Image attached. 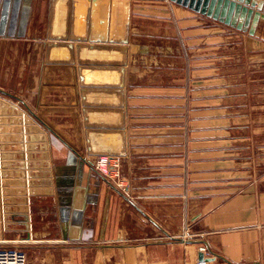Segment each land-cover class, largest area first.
Here are the masks:
<instances>
[{
	"label": "crops",
	"instance_id": "crops-1",
	"mask_svg": "<svg viewBox=\"0 0 264 264\" xmlns=\"http://www.w3.org/2000/svg\"><path fill=\"white\" fill-rule=\"evenodd\" d=\"M129 1L124 105L120 107L123 96L106 87L110 81L103 70L89 72L97 89L91 107L95 111L87 119L93 125L114 126L125 119L127 154L120 157L130 179L124 192L106 183L91 162L79 157L78 154L93 157L87 152L86 136L83 153L78 141L65 135L68 131L62 134L51 127L57 123L49 120L42 108L53 94V112L62 115L65 125L76 123L73 114L79 100L70 103L68 99L81 90L77 53L76 64H47V43L64 40L51 39V29L54 34L74 29L90 35L92 29H103L101 17L105 15L108 33L114 16L115 34L120 36L126 6H102L95 20L90 7L85 20L82 11L78 12L83 8L80 5L73 22V6L65 0H0V96L21 109L32 106L34 115H40L38 118L49 128L57 129L51 137L56 146L61 145L60 149L52 148L50 138L44 136L48 159L43 150H35L31 152L36 157L34 164L29 166L26 159L27 167L21 169L24 176L16 175L20 169H6L11 175L0 179V246L10 247L20 237L43 243L40 264H193L190 260L194 254L198 262L201 253L205 262L198 264H264V162L258 167L239 165L230 179L217 173L214 180L207 181L195 171L196 177L191 178L189 118L183 112L174 113L175 108L186 110L191 103L189 86L194 73L188 61L193 40L199 46L206 40H224L229 33L230 40L240 36L247 44L258 45L264 44V37L242 32L177 0ZM65 40L71 43V39ZM83 57L86 62L95 63L87 64L89 67L101 68L123 58L103 50L88 51ZM175 57L187 64L178 67ZM163 60L169 61L164 68ZM160 74L170 79L159 81L156 77ZM74 80L77 87L73 90ZM8 105L2 104L6 112ZM67 112L70 116L65 117ZM78 117L81 119V113ZM241 121L244 125H261L255 134L235 137L237 141H253L251 147L257 143L249 150H256L255 154L263 160L264 118ZM92 129L102 132L99 138L91 136L93 146L111 150L121 147L120 130ZM83 140L81 137L80 142ZM5 162L11 164L14 160ZM50 168L52 181L48 185V178L41 177V173ZM17 185L27 188L18 194L13 190ZM202 247L205 251L200 250Z\"/></svg>",
	"mask_w": 264,
	"mask_h": 264
},
{
	"label": "rangeland",
	"instance_id": "rangeland-1",
	"mask_svg": "<svg viewBox=\"0 0 264 264\" xmlns=\"http://www.w3.org/2000/svg\"><path fill=\"white\" fill-rule=\"evenodd\" d=\"M261 19H264V17L259 18V21L256 23L254 34L250 33L251 25H249L246 30H238L248 32L252 36L264 37V25L261 24ZM229 37L230 34L226 33L224 40H206L204 44L200 41L202 44L200 43L199 46L197 42H194L193 40V43H191L190 46L188 61L189 69H191V73H194L193 77L191 76L190 78L189 86V100L191 103L186 110L175 108L174 113L183 112L184 116L187 114L189 118V164L191 168V178L196 177L193 176V172L195 171V174L197 173V175L205 176V180L207 181L214 180L217 173L224 179H230L236 175L237 166L242 165L248 168L250 166L258 167L261 165V162H264V159L261 160L262 158L259 154H255L256 150H249L257 145V143H254L251 147L253 141L251 143H247L241 139L237 141V138L235 137V134H255L257 128L261 127V125L255 124L244 125L241 123V120H246L244 122H247L252 118H264V44L259 43L258 45H250L240 36H236L233 38L234 40H230ZM161 44L162 43L160 42L158 46L159 48L163 46V44ZM127 47L129 53V46L127 45ZM179 58L175 57V65L180 67L181 64H187L186 60L181 61ZM162 63V68H164V65L166 64L169 65V61L166 60H163ZM66 65L73 64L69 63ZM176 78L177 77L175 76L173 79ZM156 79L164 82L166 79L170 78L160 74ZM145 80H148V78H145ZM78 83L80 84V78ZM76 84L77 82L74 80L71 84L73 90L77 87ZM1 95L12 97L9 94L4 93H1ZM69 97L70 99H68V102L71 101L70 103H77V100H79V107L76 108L73 114L74 121H76L75 124H73L74 122L72 121V124L65 125L62 115L53 112L50 108L52 106L51 101L54 100L53 94L48 97L50 101H47V103L44 104L42 113L47 115L49 120H53L57 123L56 125H51V127L55 126L59 131L63 132L62 134L68 131L65 135L72 140L75 139L78 141V144L81 145V148L83 149L81 152L85 153L86 144L84 135L86 136V127L84 124L81 90L79 93L74 92L69 95ZM198 98H200V103L196 102L199 101ZM11 99L16 101V98L14 97ZM22 107V109L19 108L22 111L20 115L5 113L0 115V117H2V127L7 131V135L11 139L10 142L4 143L7 145V148H14L22 144L24 146L28 145V148L30 149V159L25 155L24 160L28 159L30 160V164H34L32 161H35L33 159H36V157H34L31 152L35 150H43V154H46V159L49 158L47 155L48 141L43 138L44 136L47 138L49 135L46 131V127L35 118L36 115L34 119L33 116L29 114L30 110L35 109L32 106H29V109L25 106ZM80 113L81 119L78 117V114ZM64 115L65 117H67V115L70 116V112H67ZM38 117L41 118L40 115ZM71 118H73L72 115ZM56 128H53V131L56 132ZM81 137L84 138L82 142H80ZM236 144L238 145L239 150H236ZM247 144L249 147H247ZM60 147L61 145H59V148ZM84 157L89 163L91 162L93 166L96 155H93V157ZM120 158L122 176L124 178V183L128 186L130 177L128 174H125L122 157ZM12 160H14V162H12L14 164L18 159L12 158ZM46 165H48V163H46ZM193 167H199V169H194ZM245 173L251 175L250 173ZM98 174L100 173L98 172ZM41 175H43L41 177L48 178H46V182L49 185L50 181H52L51 168L50 171L48 170L43 174L41 173ZM100 175L102 176V174ZM103 180L106 183H111L104 178ZM26 188L27 186L17 185L13 190L15 193L20 194L21 191L26 190ZM119 189L124 192L126 191L121 188ZM45 191L48 193L49 189ZM33 197H37V195H33ZM192 237L193 236H189L188 238L191 239ZM11 244L13 245L10 247L19 248L26 252L28 256V264L29 262L30 264H40L41 246H44L43 243L32 241L26 237H20L15 238ZM190 262L198 264L195 254Z\"/></svg>",
	"mask_w": 264,
	"mask_h": 264
},
{
	"label": "water",
	"instance_id": "water-1",
	"mask_svg": "<svg viewBox=\"0 0 264 264\" xmlns=\"http://www.w3.org/2000/svg\"><path fill=\"white\" fill-rule=\"evenodd\" d=\"M56 2V0H54ZM72 4L73 6V22L76 19V11L78 7L81 5L83 8H81L79 11H82V17L87 18L88 11L90 7L93 8V20H95L98 15H100V9L103 7L108 8V6H112V8H115L118 4H124L127 8L126 13L124 14V20L122 23V34L120 36H116L117 26L114 23L115 17L113 16V22L111 23V29L110 33H108L107 27H106V19L105 15L104 17H101V19L104 20L103 24L101 23L102 30H95L92 29L90 35H86L85 32L80 33L79 31H75L72 29L71 31L67 32V30L63 31L60 34H54L52 32V29L50 31L49 37L51 39H64L60 40V42H55V40H50V42L46 45V57L45 61L46 63H60V64H75V52L77 53L78 57V74L80 78V85H81V96H82V104H83V115H84V124L86 127V138L87 141V152L90 155H113V156H124L127 154V136L125 132V119L124 122L118 126L114 125H93L88 122V114L95 111L92 110V106H94L95 99L93 96L96 95V89L97 85H94L92 82V78L89 76V72H100L101 70L104 71V73L107 74V81H110V84H107L106 87H109V91H117L119 92L123 98H122V107L124 105V90L123 87L125 85V65L127 64L128 60V47L127 43L129 42L130 37V1L129 0H65ZM179 3H182L186 6H190L191 8L202 12L204 14H207L210 17H213L215 19H219L222 22H225L226 24L232 25L238 29L246 30L250 26V33L254 34V28L256 23L259 21V18L264 17V0H177ZM54 2V3H55ZM105 11V10H104ZM109 21V20H108ZM95 22V21H94ZM71 39L70 42H65V39ZM76 41L78 42L76 45H74L72 42ZM85 41L90 42H110V43H121V45H112V44H94L89 45L85 44ZM125 43V44H124ZM107 51L110 54L116 53L121 55L123 58L118 63H107L104 66V68H101L99 66H88L87 64H95L94 62H86L83 56H86V52H100V51ZM95 79V78H94ZM115 81V83H113ZM101 86V85H98ZM1 91V90H0ZM98 91V90H97ZM3 92V91H1ZM8 103V112L4 111L2 109V104ZM90 107V108H89ZM3 113L5 114H13V115H20L22 111L15 105H13L10 101H6L3 97L0 96V115ZM29 114L35 117V115L29 111ZM14 117V116H13ZM28 118V117H27ZM38 119V121L44 125L46 128H49L48 125H46L43 121H41L37 116L35 117ZM34 118V119H35ZM2 117H0V168L2 171H0V179L6 178L11 175V172H6L7 168L13 167L16 170V175H25L23 172V168L27 167V164L24 160L25 155H28V158L30 159V153H24L25 150H30L28 148V145L24 146L18 145L14 148H7L6 144L7 142H10L11 139L7 135V131L2 127L1 123ZM36 119V120H37ZM93 127L97 128H116L120 130V135L122 136V140L120 142V148L117 150H111L109 148H105L102 146H93L91 136L100 137L102 135L101 130H95L92 129ZM49 138H50V144L52 148L60 149L59 146H56L52 140V135L55 134L53 129L49 128ZM57 135V134H56ZM58 136V135H57ZM59 137V136H58ZM60 138V137H59ZM20 139V138H19ZM95 141V140H94ZM5 142V143H4ZM16 142V141H15ZM63 142V140H62ZM96 142V141H95ZM65 143V141H64ZM99 144H102V142H98ZM67 145V144H66ZM14 149L15 154L9 153L8 150ZM79 157L84 161L87 162L86 158L80 154H78ZM16 158L18 159L14 164H7L5 161L6 159H12ZM20 159V160H19ZM30 161V160H29ZM29 166H32L30 162H28ZM31 175V171L29 172ZM5 226V225H4ZM28 228V225H26ZM2 238V232L0 231V239ZM204 255L203 253L200 254V259H203Z\"/></svg>",
	"mask_w": 264,
	"mask_h": 264
},
{
	"label": "built area",
	"instance_id": "built-area-1",
	"mask_svg": "<svg viewBox=\"0 0 264 264\" xmlns=\"http://www.w3.org/2000/svg\"><path fill=\"white\" fill-rule=\"evenodd\" d=\"M121 158L113 155H99L94 158L93 167L102 174L103 178L115 186L126 190L127 184L124 183L121 170ZM205 251V248H200ZM205 258L199 259L198 263H204ZM0 264H28V256L22 249L0 246Z\"/></svg>",
	"mask_w": 264,
	"mask_h": 264
}]
</instances>
